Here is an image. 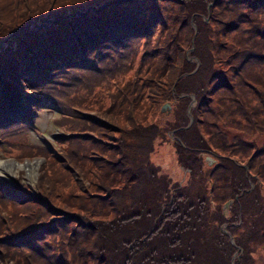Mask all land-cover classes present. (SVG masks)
Returning a JSON list of instances; mask_svg holds the SVG:
<instances>
[{
	"label": "trees",
	"instance_id": "16d2710c",
	"mask_svg": "<svg viewBox=\"0 0 264 264\" xmlns=\"http://www.w3.org/2000/svg\"><path fill=\"white\" fill-rule=\"evenodd\" d=\"M0 151V264H264V0H0Z\"/></svg>",
	"mask_w": 264,
	"mask_h": 264
},
{
	"label": "rangeland",
	"instance_id": "374dc122",
	"mask_svg": "<svg viewBox=\"0 0 264 264\" xmlns=\"http://www.w3.org/2000/svg\"><path fill=\"white\" fill-rule=\"evenodd\" d=\"M210 5L211 4H209L208 7H210ZM204 21L205 22L208 21V16L204 17ZM193 29H194V33L192 35L193 37H191V39H190L191 45L185 51V56H186V60L188 62L193 63L195 66L192 69V71H190L188 73H183V74L179 75L176 79H179L180 77L188 76L189 74L194 73L199 67V60L196 59V56L191 55V52L194 50V44L192 43V41L194 40L195 29H196V27L194 25H193ZM171 89H173V87ZM182 95H180V96H182ZM34 96H36V93H24L22 95V97H19L18 99H16L15 105L17 107L19 106L20 110L25 112L26 110L30 109L31 104L33 102V99L35 98ZM189 96L191 97V103H193L194 97L192 95H189ZM18 109H16V112H18ZM162 110H164L165 112L169 111L170 110V104L169 103L163 104L161 106V111ZM187 112H188V110H187ZM23 114H27V112L23 113ZM55 116H56V112H55V110H53L51 108H42L41 110H38L35 113H33V115H31V119H32V123H33L34 127L37 130H30L28 132V137H27L28 143L38 144L42 141L43 138L51 139L52 135L56 132V129L53 125V119L55 118ZM188 116H189V122H188L186 128L191 124V121H190L191 115L188 114ZM167 135L170 139L178 141L174 137L173 131L167 132ZM3 156H4V154L0 151V163L5 161V160H8V161L12 160L15 163L17 162L19 165L25 164L26 162H28V161H25L23 163H19L18 161H16L13 158H4ZM152 159H153L154 163L160 167L162 172L167 173L171 178L178 181L179 187H180V185H182L186 176L191 172V168L188 167L187 165L178 164L175 149H174V144L169 142V141H165L163 144L158 145L156 152L152 156ZM34 160L39 162V164L43 162L42 158H36ZM34 160H32V161H34ZM204 160H205L206 164L209 166H212L215 162L209 154H205ZM39 164H38V166H39ZM21 171L23 173V176H22L23 182H26V183H29L30 185H33L35 183V180H36L37 175H38V167H37V171H36V177L33 181H30L26 177L25 171L20 167L17 168L16 171H14L13 175H11V174L5 175L4 173L0 172V179L9 180V181L13 180L14 178L17 177V175ZM229 206L227 207V209L229 208ZM223 213H226V212L223 210ZM230 242L233 243V240L231 238H230Z\"/></svg>",
	"mask_w": 264,
	"mask_h": 264
},
{
	"label": "bare ground",
	"instance_id": "6f19581e",
	"mask_svg": "<svg viewBox=\"0 0 264 264\" xmlns=\"http://www.w3.org/2000/svg\"><path fill=\"white\" fill-rule=\"evenodd\" d=\"M39 162L36 160L34 161H28L25 164H18L17 162L15 163L12 160H5L0 163V172L4 173L5 175L11 174L13 175L14 171H16L17 168H22L25 171L26 177L30 180L33 181L36 177V171L38 167Z\"/></svg>",
	"mask_w": 264,
	"mask_h": 264
},
{
	"label": "water",
	"instance_id": "95a60500",
	"mask_svg": "<svg viewBox=\"0 0 264 264\" xmlns=\"http://www.w3.org/2000/svg\"><path fill=\"white\" fill-rule=\"evenodd\" d=\"M190 121H192V117L190 116ZM231 200L227 201L224 205H223V210L226 212L227 211V207L230 205Z\"/></svg>",
	"mask_w": 264,
	"mask_h": 264
}]
</instances>
